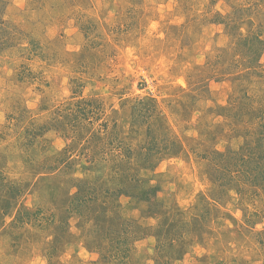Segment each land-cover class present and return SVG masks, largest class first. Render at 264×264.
Instances as JSON below:
<instances>
[{
  "label": "rangeland",
  "instance_id": "obj_1",
  "mask_svg": "<svg viewBox=\"0 0 264 264\" xmlns=\"http://www.w3.org/2000/svg\"><path fill=\"white\" fill-rule=\"evenodd\" d=\"M264 0H0V264H264Z\"/></svg>",
  "mask_w": 264,
  "mask_h": 264
},
{
  "label": "trees",
  "instance_id": "obj_2",
  "mask_svg": "<svg viewBox=\"0 0 264 264\" xmlns=\"http://www.w3.org/2000/svg\"><path fill=\"white\" fill-rule=\"evenodd\" d=\"M263 122V121H262ZM262 126H263V128H264V122L262 123ZM262 134H264V130L261 132Z\"/></svg>",
  "mask_w": 264,
  "mask_h": 264
}]
</instances>
